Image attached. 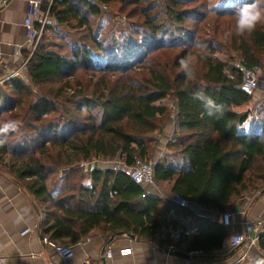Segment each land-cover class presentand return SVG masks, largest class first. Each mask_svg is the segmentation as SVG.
<instances>
[{
	"label": "trees",
	"instance_id": "obj_1",
	"mask_svg": "<svg viewBox=\"0 0 264 264\" xmlns=\"http://www.w3.org/2000/svg\"><path fill=\"white\" fill-rule=\"evenodd\" d=\"M207 2L54 0L49 10L48 2L42 3L41 11H49L58 26L87 27L92 33L104 11L101 4L130 9L128 18H135L130 33L92 37L100 60L86 46L73 47L69 58L50 50L43 38L26 64L31 85L18 77L0 84V124L16 120L21 125L0 146V167L33 195L48 241L72 246L99 234L154 236L162 198L147 194L128 169H93V186L85 187L78 164L96 158L131 167L136 157L149 160L156 133L171 117L162 104L166 98L176 108L167 148L187 166L156 163L157 183L168 181L171 193L216 212L264 186V103L256 130L253 91L242 87L241 70L216 56L214 40L202 37L199 28L210 15L228 17L231 58L237 55L253 67L264 66V23L237 35V1H225L214 11L206 9ZM181 59L192 60L191 78ZM59 172L64 175L53 194L48 181ZM182 210L199 228L192 247L207 256L223 250L224 226ZM258 246L264 250V234Z\"/></svg>",
	"mask_w": 264,
	"mask_h": 264
},
{
	"label": "crops",
	"instance_id": "obj_2",
	"mask_svg": "<svg viewBox=\"0 0 264 264\" xmlns=\"http://www.w3.org/2000/svg\"><path fill=\"white\" fill-rule=\"evenodd\" d=\"M34 1H39L42 4L49 0H9L8 4L0 9V82L7 81L6 74L9 75L11 71L18 70L20 66H23L26 52L31 54L26 43V28L23 21ZM47 45L49 46V44ZM24 71L26 72V69ZM172 155L163 154L161 156L160 154L157 163H165L178 168L187 166L181 157L175 158ZM172 158L177 160L174 162ZM99 163L97 162L94 167H91V173L84 175L82 184L85 187L93 186V169L111 168L109 165ZM51 177V180H55L54 177ZM50 181H48V187L53 194H56L59 190L60 180L55 181L58 183L56 185L55 183L51 185ZM158 185H160L159 190L144 188L147 194L170 200L169 202L163 200L164 206L158 215L159 228L164 225L166 219L175 223H185L189 228L184 235L186 243L181 246V249L175 251L189 256L190 248L197 250L192 247V242L194 237L199 234V228L194 224L195 220L187 216L182 209H189L197 216L208 217L215 221H217L220 212L208 210L196 202L189 208L177 205H175L176 207L167 206L172 202L171 183L161 181L158 182ZM244 205V203H236L232 209L226 210L231 214L228 223L221 225L226 228L227 236L242 232L243 221L254 219L251 216H256L250 214V205L248 208ZM41 235L43 234L40 213L33 195L0 167V264H236L234 262L247 249L245 244L233 249H228L223 245V250L213 255L214 257L207 256L210 255L209 252L199 256L182 257L169 254L166 251L169 240L157 238L155 234L151 238L135 234H133L135 237H131L126 233L111 237L107 234H99L88 236L72 245L74 257L65 261L56 253L54 246L46 242L45 237L42 238ZM125 248L132 250L128 254H122L121 250ZM109 249L112 251L111 257L107 255Z\"/></svg>",
	"mask_w": 264,
	"mask_h": 264
},
{
	"label": "rangeland",
	"instance_id": "obj_3",
	"mask_svg": "<svg viewBox=\"0 0 264 264\" xmlns=\"http://www.w3.org/2000/svg\"><path fill=\"white\" fill-rule=\"evenodd\" d=\"M227 1V4H232L236 2L237 0H217L218 6H222L223 2ZM42 6V4H41ZM113 6H107V9L103 11L102 16L97 24V29L93 31H89L87 27L83 28H78V29H71L66 25H57L56 21L51 17L48 16L47 19V25L45 29V33L42 37L44 38L47 44H49L48 48L50 50L56 51L62 55H65L69 58H72L71 51L72 48L75 46H86L90 48L93 52V55L96 57L97 60H100V51L96 47V44L94 43L92 37L95 36L98 39H104L107 38L111 35H116L118 36L119 34H122V32H128L129 28L131 31L132 27V21L135 18H128L127 12H129L130 9H127L126 12H123L119 10V7L114 5ZM230 19L228 17H216L213 15L208 16L207 18L203 19L199 25L200 28V33L202 37L204 38H209L213 39L215 46H216V56H218L221 60H225L227 62H231L235 64L236 62H239L240 59L237 55H234L233 58H231L232 53L230 50ZM93 23H95L93 21ZM49 25V28H48ZM128 29V30H127ZM129 31V33H130ZM126 32V33H127ZM125 33V34H126ZM41 39V40H42ZM31 55L28 54V56L25 58L24 66H20L18 68V73H20L17 77L21 78L25 83L31 85L29 78L27 76V73L24 71L26 69V64ZM259 66V65H258ZM264 68V66H262ZM15 71V70H14ZM10 75V74H9ZM6 74L5 77L9 76ZM9 80V79H8ZM4 82V81H3ZM1 81L0 84H3ZM55 84V83H53ZM32 89L34 90L35 94L41 93V88L36 87L34 88L32 86ZM254 94V103L257 108V118H256V124H255V129L260 130V121L262 120V106L264 103V93L258 92V91H253ZM162 104L166 105L169 107L171 111V117L168 119L166 126L161 132L156 133V142L154 147V151L151 154V157L149 160L152 161H157L159 158L158 156L161 154H172L169 149L167 148V143L173 138L174 130H175V123H176V108H175V102L173 101L172 98H166V100L162 101ZM173 134V135H172ZM170 157V156H169ZM172 157L177 158V156L172 155ZM94 158L90 159L93 161ZM174 159V158H172ZM177 159H174V162ZM90 161V162H91ZM99 164L110 166L111 168L113 167H119L121 169V164L123 163L122 161H106V160H101L97 159ZM80 164H78L79 166ZM88 166L86 169L82 170L81 172L84 175H87L86 171L91 169ZM61 172L57 173V175H53L55 180H49L51 185L55 183V181H59L62 179V176L60 175ZM51 177V178H52ZM59 179V180H58ZM53 181V182H52ZM55 183L58 184V183ZM60 182V181H59ZM160 185H158V188ZM259 202V203H258ZM236 203H244L245 207L248 208V205H250V214H254L256 216H251L252 218H261L264 220V186L258 187L256 189H252L248 191L247 193H244L242 196L238 197L232 205L227 209L229 210L230 208L234 207ZM231 235V234H230ZM247 248V246H246ZM259 249H262L258 246ZM256 250H248V248L242 252L240 255H245L246 253H249L251 255L252 252H255ZM258 251V250H257ZM209 254V253H208ZM249 255V259L247 258L246 260L251 261ZM238 260V258H237ZM247 261V262H248ZM242 262H234V263H243ZM253 262V261H251Z\"/></svg>",
	"mask_w": 264,
	"mask_h": 264
},
{
	"label": "built area",
	"instance_id": "obj_4",
	"mask_svg": "<svg viewBox=\"0 0 264 264\" xmlns=\"http://www.w3.org/2000/svg\"><path fill=\"white\" fill-rule=\"evenodd\" d=\"M53 1L54 0L48 1V10L52 5ZM8 2L9 0H0V9L5 7L8 4ZM100 6L103 10L107 9L106 5L104 4H101ZM48 16H49V11L43 13L41 11V3L39 1H34L30 11L26 14L24 18L23 25L26 28V43L29 49L31 50V54L36 49L37 45L39 44L45 33ZM36 22L40 23V26L37 27ZM234 66L235 68L241 70L242 72L243 88L264 93V68H262V66L256 65L253 67H247L240 61L236 62ZM19 74L20 73H18V70L11 71L10 75L8 76V79L17 77ZM90 161L91 160L81 162L79 168L84 170L88 166L94 167L95 164L98 162L96 158H94L93 161L91 162ZM156 163L157 161L145 160L140 157H136L135 163L131 167H128L126 164L122 163L121 168L129 170L130 177L135 183L147 189L151 188V189L159 190L158 183L155 180V172H154ZM86 173L87 174L91 173L90 169L86 171ZM60 175L62 176L63 172H61ZM163 200L166 202L170 201L166 198H164ZM171 201L175 205L182 208H189L194 203L188 198L173 193H172ZM230 214L231 213L229 211L220 212L219 215L217 216V221L220 224L226 225L228 223V218ZM187 229L189 228L186 226L185 223H175L169 219H166L164 225L157 230L155 235L157 238L160 239L167 238L169 240L168 250L166 251L170 252L171 250L181 249V246L185 245L186 240L184 235L187 232ZM262 234H264L263 219L261 218L245 219L243 221L242 232L228 235L225 238L223 245L228 249H233L241 246L242 244H245L248 250L255 249L256 251L252 252L251 255L249 253H246L245 255L240 256L236 262H242L247 258L249 259V255H250V259L252 261L260 264H264V250L258 248L259 240ZM44 240L46 242L51 243L54 246L56 253L59 254L63 260L68 261L74 257V250L72 246L54 244L48 241L47 238H44ZM131 250H132L131 248H125L121 250V253L128 254L131 252ZM204 253L206 252L202 250H193V249L188 250L189 256H199V255H203ZM107 255L109 257L112 256V251L110 249L107 250Z\"/></svg>",
	"mask_w": 264,
	"mask_h": 264
},
{
	"label": "clouds",
	"instance_id": "obj_5",
	"mask_svg": "<svg viewBox=\"0 0 264 264\" xmlns=\"http://www.w3.org/2000/svg\"><path fill=\"white\" fill-rule=\"evenodd\" d=\"M218 7L217 0H208L206 9L208 11H214ZM235 32L237 35H244L245 33H251L254 31L258 24L264 23V0H237L236 7L234 9ZM192 60L181 59L180 66L185 70L186 75L191 78L193 76ZM199 96L200 94H196ZM20 123L16 120H7L0 124V146H4L7 142V137L10 133H14L19 130Z\"/></svg>",
	"mask_w": 264,
	"mask_h": 264
},
{
	"label": "water",
	"instance_id": "obj_6",
	"mask_svg": "<svg viewBox=\"0 0 264 264\" xmlns=\"http://www.w3.org/2000/svg\"><path fill=\"white\" fill-rule=\"evenodd\" d=\"M129 235H130L131 237H135V235H133V234H129ZM41 237L43 238L44 236L41 235ZM169 254H171V255H176V256H182V257H189L187 254H184V253H182V252H180V251H175V250L170 251Z\"/></svg>",
	"mask_w": 264,
	"mask_h": 264
}]
</instances>
